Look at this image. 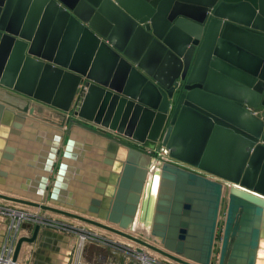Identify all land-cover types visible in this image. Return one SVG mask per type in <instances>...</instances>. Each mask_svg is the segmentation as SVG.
Instances as JSON below:
<instances>
[{
    "label": "water",
    "instance_id": "1",
    "mask_svg": "<svg viewBox=\"0 0 264 264\" xmlns=\"http://www.w3.org/2000/svg\"><path fill=\"white\" fill-rule=\"evenodd\" d=\"M16 1L0 0V120L6 104L56 115L60 127L71 113L158 143L157 152L129 147L103 202L50 203L105 220L76 215L180 264H264V114H254L264 108V0ZM229 78L241 85L229 87ZM64 140L57 137L47 170ZM67 168L60 164L51 199ZM22 228L32 234L18 238L11 264L25 242L52 233Z\"/></svg>",
    "mask_w": 264,
    "mask_h": 264
},
{
    "label": "crops",
    "instance_id": "2",
    "mask_svg": "<svg viewBox=\"0 0 264 264\" xmlns=\"http://www.w3.org/2000/svg\"><path fill=\"white\" fill-rule=\"evenodd\" d=\"M64 36L65 31L60 41L64 39ZM41 78V75L37 77L38 84ZM230 80L229 87L235 89L236 86L241 85L235 79L231 78ZM47 87L52 88L47 93L53 95L57 93L60 83L49 84ZM49 106L58 111L62 110L51 104ZM6 107L11 112L4 111L0 120V193L13 198L30 202L40 199L38 201L48 202V204H51L50 202H91L94 198L103 202L108 193L113 191V180L121 173V165L129 154V147L135 146L136 143L146 151L155 152L154 149L158 148V143L154 147L144 145L135 141L133 137L103 127L88 117L72 116L71 113H68L70 120L65 123L64 127H60L57 124L56 115L53 116V119H45L41 116L21 113L7 104ZM258 109L254 110V114L263 116L264 108L260 107L259 111ZM49 117L51 116L49 115ZM62 133L65 138L64 149L56 158L51 171L47 170L51 148ZM69 140H73L75 143L71 144L70 150L65 156V147ZM114 151H116V158L113 159L108 155ZM62 162H66L68 168L65 170L63 181L60 182L59 196L56 199H51L50 190L56 182L55 176L59 172ZM45 176L49 177L50 187L47 190L45 188L46 194L42 195L41 193L45 192L42 188ZM6 202L14 201L6 199ZM8 222L9 219L0 217V227L5 226V230L7 229L5 241L2 240L3 243L7 241L9 233ZM24 231L21 232L22 236L32 234L31 229ZM51 231L50 235H40L38 242L34 245L25 244L18 263L26 264L30 260L29 264H55L57 261L54 259L52 249L60 246H62L61 250L64 247L67 248L63 257L66 264L69 263L71 250L76 248L75 241H78V238L55 230ZM3 243H0V247ZM40 244L41 246H39ZM25 246L29 247L26 252H24ZM89 246L91 247L88 245L84 250ZM262 247L264 248V245ZM97 248H99V252L108 253L107 248L98 245ZM84 250L82 251L80 248L77 251L75 249L73 264L79 260L106 264L107 260L88 259L87 256H84Z\"/></svg>",
    "mask_w": 264,
    "mask_h": 264
},
{
    "label": "built area",
    "instance_id": "3",
    "mask_svg": "<svg viewBox=\"0 0 264 264\" xmlns=\"http://www.w3.org/2000/svg\"><path fill=\"white\" fill-rule=\"evenodd\" d=\"M149 152L153 151L149 150ZM16 204L18 203L0 199V216L9 219L7 241L0 247V264H11L16 242L22 236V225L25 223H30L33 226L38 224L41 228L76 236L78 241H75V247L78 245L79 249L83 248V244L89 242L107 248L108 260L106 264H180L156 254L149 247L140 243L129 242L103 231H95L89 226L77 224L48 210L39 208L36 212H32L27 208H18ZM76 264L97 263L79 260Z\"/></svg>",
    "mask_w": 264,
    "mask_h": 264
},
{
    "label": "bare ground",
    "instance_id": "4",
    "mask_svg": "<svg viewBox=\"0 0 264 264\" xmlns=\"http://www.w3.org/2000/svg\"><path fill=\"white\" fill-rule=\"evenodd\" d=\"M158 183H159V177L158 176H155L154 177V181H153V189H154V191H156L157 190V188H158ZM3 197H0V199L1 200H6L5 198H3ZM10 200V199H9ZM15 202V201H14ZM18 204H21V205H24V206H27V207H29V208H31V209H33V210H39V207L38 206H32V205H27V204H24V203H20V202H17ZM51 205V204H50ZM57 208H61V210H63V211H65V212H69V213H65V212H62V211H54V210H48L49 212H52V213H54V214H56V215H59V216H62V217H64V218H67V219H69V220H71V221H73V222H75V223H77V224H81V225H85V226H89V227H92V229L93 230H95V231H103V232H106V233H110V234H112V235H114L115 237H119V238H121V239H123V240H127V241H129V242H133V243H138L137 241H135V240H133V239H130V238H128V237H126V236H124V235H122V234H119V233H117V232H114V231H112V230H109V229H107V228H105V227H102V226H99V225H96V224H94V223H91V222H89V221H87L86 219H83V218H91V219H93V220H97V221H100V222H103V223H107L105 220L103 221L102 219H100V218H96V217H93V216H90V215H88V214H86V213H84V212H80V211H73V210H75V209H73L72 210V208H67V207H60V206H56ZM71 214H75V215H71ZM76 215H78V216H81V217H83V218H81V217H77ZM139 226H141L142 227V223L140 222V220L139 219H137L136 220V224H135V228H138ZM123 230V229H122ZM127 232H130V231H127ZM132 233H135L134 235H137V231H132ZM25 244H30V243H28V242H25L24 244H23V246L25 245ZM264 245V242H262V246ZM23 248V247H22ZM151 250H153L152 248H150ZM72 252H71V254L70 255H73L74 254V252H75V248H74V250H71ZM153 251H155V250H153ZM155 252H157V251H155ZM158 254H160V255H162L161 253H159V252H157ZM259 254H260V256H263L264 257V248L262 247L261 248V250H260V252H259ZM70 259H71V256H70ZM259 261L260 262H262L263 260L262 259H259Z\"/></svg>",
    "mask_w": 264,
    "mask_h": 264
},
{
    "label": "rangeland",
    "instance_id": "5",
    "mask_svg": "<svg viewBox=\"0 0 264 264\" xmlns=\"http://www.w3.org/2000/svg\"><path fill=\"white\" fill-rule=\"evenodd\" d=\"M258 109V108H257ZM259 109H260V107H259ZM259 109H258V111H259ZM261 117V116H260ZM154 151L155 152H157V150L156 149H154ZM16 206L18 207V208H27V209H29V210H31L32 212H36V210H33V209H31V208H29V207H27V206H22V205H18V204H16ZM1 217V216H0ZM1 219H2V217H1ZM25 224H30V223H25ZM33 226V225H32ZM90 228H92V227H90ZM23 230H28V229H25V228H22ZM7 230V229H6ZM6 230H5V226H1L0 227V243H3L2 242V240L3 241H5V237H6V234L7 233H5L6 232ZM32 230V229H31ZM2 231H4V232H2ZM24 231V232H25ZM137 231V233H140V231L141 232H143L142 230H139V229H137L136 230ZM52 232V231H51ZM4 233H5V235H4ZM2 235H3V239H2ZM31 236V235H30ZM42 236H45V235H42ZM47 236V235H46ZM40 241V240H39ZM38 242V241H37ZM37 242H35V243H37ZM35 243H30V245H34ZM29 245V244H28ZM88 245H91V247L89 246L86 250H84L85 249V247L86 246H88ZM88 245L87 244H83V249H81L82 251L84 250V252H85V254H84V256H87V258L88 259H100V260H108V254H104V252H99V248H97V245L95 244V243H93V242H89L88 243ZM39 246H41V244L39 245ZM99 246V245H98ZM29 247H27V246H25V248H24V252H26L27 251V249H28ZM61 248H62V246H60V247H58V248H53L52 249V253H53V256H54V259L57 261V262H55V264H66V261L64 260V254H65V250L67 249V248H65L64 247V249L63 250H61ZM69 248V247H68ZM71 248V247H70ZM77 251L79 250V247H78V245L76 246V248H75ZM60 252H63V253H60ZM60 253V255H58ZM74 255V254H73ZM71 256V255H70ZM34 263H36V262H34ZM67 264H69V263H67Z\"/></svg>",
    "mask_w": 264,
    "mask_h": 264
}]
</instances>
